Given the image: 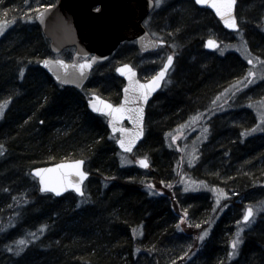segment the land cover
<instances>
[{
	"label": "trees",
	"instance_id": "1",
	"mask_svg": "<svg viewBox=\"0 0 264 264\" xmlns=\"http://www.w3.org/2000/svg\"><path fill=\"white\" fill-rule=\"evenodd\" d=\"M56 1L0 0V23L10 25L0 34V105L8 104L0 120V264H220V259L226 258L228 232L239 211L264 193L260 188L264 181V132L246 135L254 126L249 109L236 112L238 118H245L230 130L219 131L216 119L211 120L210 138L200 147L201 160L194 174L231 195L227 202L232 208L229 215L213 222L204 248L197 253L192 251L187 224L200 220L201 211L207 215L212 202L209 194L190 195L182 200L184 204L180 201L179 210L186 213L174 210L176 193L170 187L174 161L164 147L163 133L187 114L204 108L245 65L229 54L200 66L197 57H202L203 51L199 41L207 26H218L217 22L209 11L189 0L171 8L173 12L161 26L167 43L172 38L178 42L184 61L178 64L175 59L177 69L170 86L158 94L148 111L153 113V126L147 125L140 148L148 147V169L153 174L144 177L135 166L133 170L121 166L123 156L104 121L86 109L85 96L56 86L37 67L51 55L33 17ZM254 10L257 22L259 15ZM249 25L258 27L252 20ZM247 30L251 45L258 46L254 53L264 57V34ZM231 59L237 74H231ZM223 62L228 63V76L222 70L220 74L207 73L208 68L217 71ZM262 90L263 95L264 85ZM95 92L107 101L114 99V90L105 94L98 88ZM159 151L161 156L156 154ZM79 159L85 161L90 175L82 198L69 193L55 199L39 193L29 175L31 169ZM150 181L161 188L159 182H164L167 188L156 196L145 188ZM182 218L186 223L180 230ZM242 252L248 256L246 264H264V235L255 232L247 236Z\"/></svg>",
	"mask_w": 264,
	"mask_h": 264
},
{
	"label": "rangeland",
	"instance_id": "2",
	"mask_svg": "<svg viewBox=\"0 0 264 264\" xmlns=\"http://www.w3.org/2000/svg\"><path fill=\"white\" fill-rule=\"evenodd\" d=\"M181 4L182 0H161V4L159 7H156L154 3V11H152L151 15L146 20V23H144V26L149 29L148 31L153 38L160 40L161 38H165L163 34L164 27L161 26V21L167 16V14L173 12L171 11V8ZM256 4L252 0H239V2L237 1V7L235 11L237 23L239 25L237 33H226L220 28V26H217L216 24H214L213 27H208L206 25L207 28L203 32L202 39L199 41V49L203 51L201 55L202 57H197V59H199L198 62L201 63L199 64L200 66L205 65L207 61L213 60V58L225 59V57L231 54L237 57L238 60L243 62V64L245 65V70L240 72L238 77H231L229 79V83L226 84L225 87L220 88L217 93H215L208 99V102L203 105L204 108L187 114V117L182 122L177 123L174 128L170 129L169 131L165 130V133H163V143L165 144L164 147L168 149L167 153L170 157H172V160L174 161V166L172 169L175 173V177L172 176L171 173L172 183L170 184L171 190H174V192L176 193L175 201L177 202V206L175 204L174 210L179 214L186 213L183 210H179L181 205L180 201L182 202L185 197L190 195L201 193L209 194V198L212 202L209 210L210 214H207L205 217H203V211L199 212L200 216L198 215L199 217L197 218L201 217V219L197 221L191 220L193 224H187L188 228L186 231L189 232L190 236H192L193 253H197L204 248V241L209 238L208 235L210 234V231L212 229L213 222L217 220V218L222 215V212L230 205L227 201H230L229 198L231 197V195L228 194V196L226 192L220 188L210 187V185L206 181H204L202 178L200 179V177L195 176L194 174V169L201 160L200 147L210 138V131L213 128L211 127L212 125H210L211 120L216 119L215 125L219 131L220 129L230 130L238 120L245 118V115H242L238 118L236 116V112L241 111L242 109H249L250 113L253 116L252 125L254 124V126L252 127V129L246 132V135L253 136L254 134L264 132V94H261L263 92L262 87L264 85V57L257 56L254 53V48H258V46H256L255 43L251 45V43L249 42V35L245 34L246 30H249L251 28L255 32H259V34H264V0L263 2H256ZM254 9H257V13L259 15V17L257 16V22H255L256 16L254 18ZM251 20L255 24H258V27L249 25ZM8 28H10V25L4 26L3 33H5ZM209 37L217 40V49L211 53L207 51L205 52L204 49H202L203 42ZM168 42L169 43L166 48L160 49V51L155 53V55L146 57L145 59L141 60L139 64H136V67L140 69L141 73L148 72V70H152L161 66L163 60L167 57V55L172 53L176 54V61L178 62V64L179 62L184 61V58H182L183 55L181 57V54L179 53L178 42L176 41V39L172 38V40H169ZM128 51V48H125V46L120 47V49H118V54L110 61H108L107 65H105L104 67H100L103 64L97 65V68H95L91 72L88 82L80 91L85 96V98L88 94H97L95 90H98V88H101L105 94H108L109 91H112L114 89L116 90V93L117 90L119 91V88L117 87L119 85L115 82L113 76L111 75V68H114L115 65L121 63L124 57H128ZM73 52V50H67L63 52V54L58 55L56 58L69 61L73 56ZM249 60H251L252 63H249ZM229 64L231 65V74H237L238 69L236 68L235 60L231 59V62H229ZM176 69L177 66H175L171 71V76L165 82L166 84L164 85V88L170 86L174 74L176 73ZM228 69V63L223 62L222 67H219L217 71H215L216 69L214 68H208L207 73L220 74L222 70L224 75L228 76ZM249 73H253V75H250ZM112 82L115 85L114 87L112 85ZM111 88L114 89L111 90ZM247 90L251 93H248ZM97 95L101 96L100 93H98ZM86 100L87 98L85 99V103ZM0 106H3L2 115H0L1 120L5 113V109L8 107V104L4 103ZM152 107L153 104L151 108ZM147 117L148 118L145 120V128L147 127V125H149V127L151 125L153 126V113L147 115ZM88 122L89 120L86 123L88 124ZM147 130L148 128H146V132ZM142 144L137 148L136 152L133 153L132 156L123 155V158L120 159L119 162L121 166L125 168V170H131L134 166L136 167V169L140 170L137 167L136 160L142 157H146L148 159L146 155L148 153V147L144 149L143 147L140 148ZM156 154L159 156L162 155L160 151L156 152ZM140 171L141 175H143L144 177L153 174V172H151V170H149L148 168L145 169V171ZM159 183L162 188L155 187V183L153 181L147 182V186L145 188L149 193L152 192L156 196L160 195L163 187L167 188V186L164 185V182ZM260 188L262 189L261 186ZM252 197H254V195ZM182 204L184 203L182 202ZM246 207H252L255 211L252 222L248 225L240 223V220L245 213L244 210L246 209ZM229 208H232V206H230ZM239 212V216L236 218L233 228L228 232V240L226 241V258H222L220 260L221 263L219 262L220 264H230L236 261L240 255V251H242L244 240L247 236H250L251 233L256 232L260 236L264 235V193H262L257 198L256 202H247ZM231 213L233 214L232 211ZM183 220L184 218H182V221ZM185 221L184 224L186 223ZM140 229L141 228H139V231H141ZM240 229H243V231L240 232L242 243L238 246L237 254L233 257H229V253L232 252L231 241L237 238L236 234L238 231H240ZM205 232H207V235L204 236V239H199V237L202 236Z\"/></svg>",
	"mask_w": 264,
	"mask_h": 264
},
{
	"label": "water",
	"instance_id": "3",
	"mask_svg": "<svg viewBox=\"0 0 264 264\" xmlns=\"http://www.w3.org/2000/svg\"><path fill=\"white\" fill-rule=\"evenodd\" d=\"M190 1L199 9L209 11L226 33L235 34L238 32L239 25L237 30L230 29L226 27L220 17L216 15L214 9L207 5L197 4L196 0ZM236 7L237 0L233 8V14L235 16ZM153 9V0H57L56 3L50 5V7L39 9V11H37L34 15V23L41 30V33L48 42L49 52L51 55L58 56L66 49H73L74 55L71 61H65L59 58H43L37 63V67H39L40 70L44 72L46 77L50 78L57 86L64 89L70 88L74 90H82L88 82L91 72L97 67V65L107 62L113 52L118 49L122 43L134 41L137 44L138 50L142 53L151 52L156 50L157 47L165 45L164 41L151 38L144 27V22ZM209 40L215 41L210 37L205 39L203 49L205 52L207 51L211 53L215 48L208 46ZM44 61L49 62L47 66H45ZM56 61H63V66L56 63ZM85 62H90L91 67L85 68L83 75H81L79 65ZM167 63L168 58H166L162 68L157 71V74L165 68ZM173 63L174 61L172 57V63L165 71L163 79L159 82V87H157L148 96L147 101H144L143 99H136L135 97L138 94L125 92V89L129 87L130 81L127 75L121 74V72L117 71V69L123 68L125 65L129 66L135 73L134 80L138 81L136 71L130 64H120L115 69V74L124 80L125 85L121 91L122 98L119 104H112L110 101H107L97 94H88L85 103L86 109H88L92 115L98 117L101 116L106 120V130H108L109 135L114 138L115 147L120 154L132 156L133 153L136 152L137 148L143 143L145 136V114L146 109L148 108L147 105L153 100V97L161 91L163 81L167 77L168 71L173 66ZM149 81L138 82L140 84H145ZM97 98L99 99L97 100ZM126 99L128 101L127 104H125ZM100 101L111 104L114 108L124 105L126 109L131 110V112H125L123 119L117 122L118 128L129 130L127 136L134 135L136 129L138 128V125L134 124L133 121L129 119V115H134L136 109L140 107L143 108V135L135 139V142L131 145L132 150L130 152L122 149L117 142L122 137V133L119 131H113V128L109 123V121L112 120V117L106 113L96 112L93 110V103H96L99 107H103ZM143 159L147 160V167H143L138 163V161ZM79 160L84 162L81 165V169L87 173L86 178L81 184V190L84 195L86 187L85 184L90 175L87 171L85 161L83 159ZM74 161L77 160L59 161L54 164L31 169L29 175L35 180L39 193L43 195L48 194L55 199L69 193L73 194L74 197H77L78 199L82 198L83 195H80L71 187L67 188L60 195H56L53 192H42L40 190V178L35 175V172L38 169L54 168L56 165L62 163H72ZM136 162L137 167L140 170L145 171V169L150 167V162L146 157L138 158ZM71 179L76 181L79 180V177L73 176ZM261 187L264 189V181L261 183ZM247 208L248 207H246V209ZM240 223L245 224L243 222V217L240 220Z\"/></svg>",
	"mask_w": 264,
	"mask_h": 264
},
{
	"label": "snow or ice",
	"instance_id": "4",
	"mask_svg": "<svg viewBox=\"0 0 264 264\" xmlns=\"http://www.w3.org/2000/svg\"><path fill=\"white\" fill-rule=\"evenodd\" d=\"M154 3L156 7H159L161 4V0H154ZM196 3L200 5H207L212 9H214L216 15L220 17V19L224 22L226 27L234 30L238 29L237 18L233 14V8L236 3V0H196ZM5 15H7V13H5ZM3 31H4V24L0 23V34H2ZM208 46L215 47L216 42L213 40H209ZM48 63H49L48 61H44L45 66H47ZM56 63L63 66V61H56ZM171 63H172V57L170 56L168 57V63L165 65V68L162 69L155 77H153L148 83L145 84H140L138 81L134 80L135 73L127 65H125L123 68L117 69V71L121 72V74L127 75L130 81L129 87L125 89V92L126 93L132 92L138 94L135 97L136 99H143L144 101H147L148 96L157 87H159V82L163 79L165 75V71L171 65ZM249 63H252V61L249 60ZM90 67H91L90 62H85L79 65L81 75H83L85 68H90ZM249 74L253 75V73H249ZM98 99L99 98H97V100ZM127 102L128 101L126 99L125 104H127ZM100 103L103 105V107H99L97 106L96 103H93L92 104L93 110L96 112L106 113L107 115L112 117V120H110L109 123L112 126L113 131L114 132L119 131L122 133V137L117 142L119 143L122 149L130 152L132 150L131 145L135 142V139L143 135V127H142L143 108L140 107L135 110L134 115L132 114L129 115V119H131L134 124H137L138 128L136 129L134 135L127 136L129 130L124 128H118L117 122L123 119L125 112H131V110L126 109L124 105L114 108L111 104H108L106 102L100 101ZM2 107L3 106H0V115H2ZM2 147L3 146H0V148ZM83 163L84 162L82 160H77L72 163H67V164L62 163L56 165L54 168H45V169L36 170L35 175L40 178V184H41L40 190L42 192H53L56 195H60L67 188L71 187L77 193L83 195V192L81 190V184L87 176V173L81 169V165ZM138 163L143 167H147L146 159L140 160L138 161ZM73 176L79 177V180L76 181L72 180L71 177ZM254 215H255V211L252 207H248L245 210L243 216V222L245 223V225H248L252 222V218ZM242 231L243 229H240V231H238L236 234L237 238L231 241L232 252L229 253V257H233L237 254L238 246L242 243V240L240 238V232ZM206 235L207 232H205L202 236H200L199 239L203 240L204 236ZM19 243L23 244L24 241H20Z\"/></svg>",
	"mask_w": 264,
	"mask_h": 264
},
{
	"label": "flooded vegetation",
	"instance_id": "5",
	"mask_svg": "<svg viewBox=\"0 0 264 264\" xmlns=\"http://www.w3.org/2000/svg\"><path fill=\"white\" fill-rule=\"evenodd\" d=\"M193 4V3H192ZM196 6V5H195ZM197 7V6H196ZM155 8V7H154ZM198 8V7H197ZM201 10V9H200ZM205 10V9H204ZM153 11H154V9H153ZM152 13V12H151ZM151 13L149 14V16L151 15ZM210 13V12H209ZM211 14V13H210ZM149 16H148V18H149ZM214 17V16H213ZM147 18V19H148ZM146 19V20H147ZM215 19V18H214ZM216 21V20H215ZM146 22V21H145ZM144 22V23H145ZM217 22V21H216ZM217 24H218V26H220L219 25V23L217 22ZM145 27V26H144ZM220 28L222 29V27L220 26ZM145 29H146V27H145ZM147 30V32H148V34H149V36L151 37V38H153L152 36H151V34L149 33V31H148V29H146ZM223 30V29H222ZM224 31V30H223ZM153 39H155V38H153ZM156 40H160V39H156ZM160 41H164L165 42V45H162V46H159V47H157V49L156 50H153V51H151V52H147V53H142L141 51H139L138 50V48H137V44H136V42H134V41H128V42H124V43H122L119 47H118V49H120V47H124L125 46V48H128V53H129V56L128 57H124L123 58V61L121 62V63H119L118 65H115V67L114 68H111V70H112V72H111V75L113 76V78H114V80H115V82L119 85V86H117L118 88H119V91L117 90V93L115 92L116 90L114 89V92L115 93H113L114 94V99L112 100V101H110L112 104H119L120 103V101H121V98H122V96H121V91H122V89H123V87L125 86L124 85V80L122 79V78H120V77H118V75L117 74H115V69H116V67H118L120 64H130L131 66H132V68L136 71V74H137V80L139 81V82H147V81H149L150 79H152V77L155 75V74H157V71L159 70V69H161L162 68V66H163V63L165 62V60H166V58H168L169 56H171V57H173V61H174V63H173V66L170 68V70L168 71V75H167V77L165 78V80L163 81V87H162V89H161V91L163 90V88H164V85L166 84L165 82L170 78V76H171V71L174 69V67L175 66H177V63H176V61H175V59H176V54L175 53H172V54H169V55H167V57L163 60V63H162V65L161 66H159V67H157V68H154V69H152V70H148V72H144V73H141V71H140V69H138V67H136V64H139L140 63V61L141 60H143V59H145L146 57H150V56H152V55H155V53H157L158 51H160V49H162V48H166L167 46H168V43H167V41H166V39L165 38H161V40ZM215 42H216V46L214 47L215 49H214V51L217 49V40H215ZM204 43V42H203ZM118 49H116L114 52H113V54H112V56L107 60V62L108 61H110L113 57H115L117 54H118ZM203 49V48H202ZM67 50H73V49H66V50H64L63 52H65V51H67ZM74 51V50H73ZM213 51V52H214ZM63 52L61 53V54H63ZM60 54V55H61ZM51 55V54H50ZM74 55V54H73ZM126 55V54H125ZM52 57H50L51 59L54 57V58H56L57 56H54V55H51ZM73 57V56H72ZM72 57H71V59H72ZM71 59L69 60V61H71ZM68 61V60H67ZM107 62H105V63H103V65L104 64H106L107 65ZM97 68V67H96ZM91 75V74H90ZM56 85V84H55ZM57 86V85H56ZM59 87V86H58ZM61 88V87H60ZM64 89V88H63ZM79 91H81V90H79ZM160 91V92H161ZM159 92V93H160ZM159 93H157L154 97H153V100L152 101H150L149 102V104L147 105L148 106V108L146 109V114H145V120L148 118L147 117V115H149V109L151 108V106H152V104L154 103V100H155V98L158 96V94ZM88 96V95H87ZM87 96H86V98H87ZM105 99V98H104ZM97 118H100V119H102L103 121H104V123H105V119H103V117H101V116H96ZM144 128H145V124H144ZM145 132H146V128H145Z\"/></svg>",
	"mask_w": 264,
	"mask_h": 264
},
{
	"label": "bare ground",
	"instance_id": "6",
	"mask_svg": "<svg viewBox=\"0 0 264 264\" xmlns=\"http://www.w3.org/2000/svg\"><path fill=\"white\" fill-rule=\"evenodd\" d=\"M67 195V194H66ZM228 210H230V208L229 207H227L223 212H222V215H229V213H228ZM202 212V211H201ZM203 215V217H205L206 216V214H205V212H203L202 213ZM207 214H210L209 213V211H208V213ZM183 221H179V226H180V230H182L184 227L182 226L184 223H182ZM250 239V238H249ZM252 248L250 247V249H248V251L250 252V251H252L251 250ZM245 257H248L246 254L244 255L243 254V252L242 251H240V255H239V257L237 258V259H239V261H240V264H246L245 262ZM221 260V259H220ZM237 261H234V262H232V263H230V264H235Z\"/></svg>",
	"mask_w": 264,
	"mask_h": 264
}]
</instances>
